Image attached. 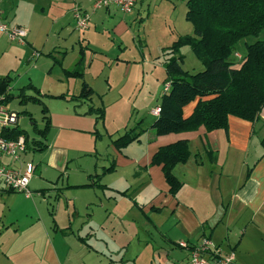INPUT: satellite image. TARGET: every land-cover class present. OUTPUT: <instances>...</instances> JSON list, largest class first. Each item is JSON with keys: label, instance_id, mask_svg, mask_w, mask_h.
I'll return each mask as SVG.
<instances>
[{"label": "crops", "instance_id": "obj_1", "mask_svg": "<svg viewBox=\"0 0 264 264\" xmlns=\"http://www.w3.org/2000/svg\"><path fill=\"white\" fill-rule=\"evenodd\" d=\"M93 2L94 0H0V21L25 28L27 37L32 34L31 40L26 38L19 43L10 41L6 33L0 31V46H4L2 49L5 54L15 62L3 76L11 78L10 72L16 69L18 71L25 59L29 62L34 52L37 54L35 58L39 53H47V50L49 56L54 57L55 51L61 52L60 61L56 63L54 60L46 77L36 80L28 76L27 83L39 92L28 89L39 95H63L64 98L61 99L69 95L68 102H74L73 107L68 109L67 106L65 111L55 114L56 120L51 113L48 114L50 123L55 124L59 132L72 130L91 135L99 127L106 131L105 122L100 126V121L96 122V114L88 110L102 108L89 103L94 102L92 96L95 94L99 97L109 96L111 87L98 89L94 82L87 80L91 64L85 58L81 77H67L64 74V70L72 69L79 58L78 51L62 52L63 48L68 49L65 43L73 34V8L80 7L88 12L89 20L98 9L103 8L108 15L111 14L109 7L93 8ZM128 29L124 20L113 25L114 33L120 37ZM87 30L89 34V28ZM50 37L53 42H50ZM61 38L62 42L59 40ZM80 48L82 49V44ZM115 55V64L126 62L128 70L129 59L121 58L118 53ZM42 63L47 65L48 59L39 60L38 64ZM55 64L59 65L56 69ZM54 71L55 78L52 77ZM93 73V80H97L102 74L96 70ZM53 82H59L63 86L73 84L76 90L68 94L67 86L64 91L53 92ZM83 83L92 89L93 94L89 99H83L85 103L78 104L82 99L74 97L79 95ZM27 85L23 87L26 88ZM7 88L10 93V80ZM3 97L0 94L2 106ZM159 101L149 110L150 124L158 115L152 110L159 105ZM195 104L196 100L183 107L184 117L191 114ZM110 109L111 104H106L104 114ZM18 121L19 119L17 125ZM137 124L143 132L138 140L126 147L117 150L111 145L112 149L100 153L95 143L94 148L87 150L91 158H95V162L89 163L92 168L88 166L82 169L85 176L82 180H72L67 174L66 182L62 181L58 187L60 177H48L46 170L42 168L37 172V166L32 163L35 168L28 188L38 190L41 194L45 190L54 193V204H58V208L51 218L43 219L39 214L33 218L27 214L28 218L24 221L21 216L7 217L8 212L1 210L0 264H111L110 262L115 261L112 254L116 251L118 241H105L102 236L104 237L105 231L112 232L114 236L115 231L120 232L129 221L131 224L141 223L140 229L146 235L155 230L162 242L168 244V248H179L180 252L185 253V257L189 256V250L179 247V243L192 245L206 236L217 245L221 253L232 252L234 264H254L257 260L255 256L264 251V149L260 144L264 135V108L260 120L255 124L228 115L226 131L206 130L204 126H200L192 131L154 135L150 124L145 126L142 120L137 121L135 125ZM33 134L30 137L39 139V136L34 132ZM45 140L47 147L44 149L46 151L43 150L42 158L46 159V166L62 171L68 161V151L51 144V139L50 144ZM178 140L187 141L190 154L186 162L178 163L172 169L174 176L182 184L172 196L161 166L149 163L159 147ZM30 152L35 151L25 150L23 161H32L28 156ZM109 159L115 161L114 170L101 174L98 182L105 188L79 187L90 182L88 175L94 172L99 174L100 167L104 168ZM4 160L9 163L8 158ZM12 193L14 192H0L1 197L5 201L9 200L10 205V198L15 196ZM137 212H140V216ZM59 216H62L61 220ZM163 248L166 249L165 246Z\"/></svg>", "mask_w": 264, "mask_h": 264}, {"label": "rangeland", "instance_id": "obj_2", "mask_svg": "<svg viewBox=\"0 0 264 264\" xmlns=\"http://www.w3.org/2000/svg\"><path fill=\"white\" fill-rule=\"evenodd\" d=\"M109 9H111L110 15L103 8L98 9L93 14V17L88 22L89 34H87L88 28L77 29L73 26V34L69 41L65 43L68 49H62V52L65 50L68 53L71 51L79 52L82 44L83 52L86 51L84 58L91 64L87 80L94 82L98 89L107 86L111 87L109 96L99 97L95 94L92 96L94 102L89 103L95 107L101 106L102 109L106 104H111L110 111L103 115V119L99 123L102 126L103 121L105 122L106 131L103 130V127H99L94 129L95 133L92 131L91 135L72 130L71 132L69 130L59 132L58 128L55 127L56 125L51 122V128L45 141L50 144L51 139V144L65 148L69 153L68 161L65 162L66 165L62 171L46 166V159L42 158V154L46 150L30 152L28 155L32 160L31 162L37 166V172L42 168L46 170L48 177H54V179L60 177L58 187L61 186L62 181L63 183L66 182L67 174L72 177V180H82L85 177L82 174V169L88 166L92 168L89 163L91 161L95 162V158H91L92 156L87 153V150L91 147L94 148L95 143L100 153L106 152L109 148L112 149L111 140L123 134L125 130L132 128V126L134 127L137 121L142 120L145 126H149V110L159 101L163 94L164 84L167 82L164 81L166 74L163 62L168 55H172L168 46L178 36L192 34L193 32L191 23L185 19L186 0H136L133 8L125 13L115 5L110 6ZM119 20L127 22L129 28L122 37L116 35L113 30V25ZM77 35L78 37H76ZM26 38L31 40L32 34ZM59 40L62 42L63 39ZM257 40L264 41V28L257 35L244 37L237 43L235 53L232 56L236 61L235 68L239 67L243 61V56L246 52L245 44H250ZM2 42L4 43V40ZM50 42H53L52 37H50ZM3 47L0 46V77L9 72L8 69L11 66L15 65V62H12V58L5 54ZM71 48L73 49L71 50ZM116 53L121 54V58L129 59L127 61L129 63L128 70H126V62L117 63L118 67H116L117 64L114 62ZM181 54L183 60L180 65L184 70L195 73L204 69L188 46L180 48ZM54 55L55 57L49 56L48 50L47 53H39L38 57H31L32 59L29 62L25 61V59L18 71L16 69L9 74L11 77L10 94L12 96L9 102L3 105L9 111H15L18 114V126L25 129L30 136L34 135L32 132L33 126L42 128L44 125L41 111L42 104L31 99H26L20 103V98L17 97V94L20 87L27 85L28 76L40 80L48 75L47 70L54 63V60L56 63L60 61L61 52L57 53L55 51ZM38 59L42 61L48 59V64H38ZM58 67L59 65L55 64V69ZM93 70L98 71L99 74L102 72L97 80L92 79V77H95ZM55 71L52 73L53 78H55ZM67 86H69L68 94L76 90V86L74 87L73 84L63 86L59 82H53L51 90L60 92L64 91ZM24 93L38 98L47 107V115L51 113L54 116V120H56L55 114L62 113L67 106L68 109L73 107L72 103H74L68 102L69 95L65 99L46 97L28 88H25ZM85 102L82 99V101H78V104ZM259 120L260 118L256 122ZM106 161L107 165L104 168L109 167L112 163L115 164L113 159ZM104 168L100 167L99 174L103 172ZM94 174L97 173L94 172L91 175ZM89 179V183L96 181L99 184V179L90 177ZM96 187L103 188L100 186ZM29 190L31 191V196L28 199L24 197V193H12L15 196L10 198L11 205L9 200L5 201L0 194V216L1 210H4L8 212L6 214L7 217L10 215L21 216L23 221L28 218L27 214L32 215L33 218L38 214L43 219L45 217L51 218L52 213L58 208V204H54L56 202L54 193H49L48 190H45L43 191L44 194H41L38 190ZM8 205L10 209H8ZM137 215L140 216V212H137ZM58 218L61 220L62 216ZM140 225L142 224H131L129 221L122 227L120 232L115 231L114 236H112V232H104L103 240L118 241L117 245H115L116 251L112 254V258L115 261L110 262L111 264H188L189 256L185 257V253L180 252L179 248H168V244L162 242L160 235L156 234L155 230H152L151 234L146 235L144 230L140 229ZM164 246L166 249L163 248ZM171 250L173 252H169ZM255 258L257 260L254 261V264H264V251L256 255Z\"/></svg>", "mask_w": 264, "mask_h": 264}, {"label": "trees", "instance_id": "obj_3", "mask_svg": "<svg viewBox=\"0 0 264 264\" xmlns=\"http://www.w3.org/2000/svg\"><path fill=\"white\" fill-rule=\"evenodd\" d=\"M185 19L192 25V34H184L168 46L170 53L163 63L164 81L169 82V89L160 97L157 117L151 124L154 135H165L192 131L200 126L206 130L227 129L228 115L256 122L264 108V41L257 40L245 44V55L241 65L234 67L232 58L237 43L247 36L257 35L264 28V0H186ZM188 46L204 69L190 73L184 70L180 62V48ZM84 52L79 50V58L70 70H64L67 77H81L83 73ZM8 75L0 77V94L4 97L1 103L9 102L12 94L8 93ZM26 88L34 89L28 84ZM25 87L19 88L17 97L20 103L31 99L42 104L44 125L33 126V132L39 139L30 137L27 131L17 124L5 127L1 134L5 138L16 139L23 136L25 150L43 151L44 143L51 123L47 115V107L36 97L24 93ZM93 94L86 83L81 85L76 99H89ZM53 98H64L58 95ZM196 100V104L187 117L183 116V107ZM96 114V122L103 119V109L90 108ZM139 124V123H138ZM138 124L117 138L111 140L117 150L138 140L143 129ZM95 133V131H94ZM264 149V135L260 139ZM186 140H178L161 146L152 155L150 165H160L169 193L174 196L181 188V182L174 176L172 169L178 163H184L189 157ZM115 164L103 169L101 174L114 170ZM101 174L89 175L97 178ZM100 186L92 181L79 187ZM122 194V192H120ZM81 240L82 238L79 237ZM180 247V246H179Z\"/></svg>", "mask_w": 264, "mask_h": 264}, {"label": "built area", "instance_id": "obj_4", "mask_svg": "<svg viewBox=\"0 0 264 264\" xmlns=\"http://www.w3.org/2000/svg\"><path fill=\"white\" fill-rule=\"evenodd\" d=\"M135 4V0H94L93 8L118 6L123 12H129ZM72 16L77 29H85L89 22V13L80 7H74ZM0 31H4L10 41L24 42L27 30L18 25H9L6 21H0ZM37 56L36 52L33 57ZM169 82L163 87V92L168 91ZM160 107L152 110L158 114ZM17 113L9 111L0 104V192L13 191L24 193L29 197L31 191L28 188L29 181L34 171L31 161H23L25 152V139L19 136L16 139L5 138L1 130L17 123ZM8 158L9 163L5 162ZM179 246L189 250V264H234L233 253H221L217 245L209 237H201L195 244L189 245L180 242Z\"/></svg>", "mask_w": 264, "mask_h": 264}]
</instances>
